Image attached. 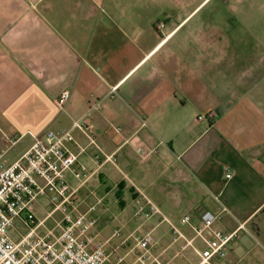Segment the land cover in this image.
Masks as SVG:
<instances>
[{"label": "crops", "instance_id": "crops-1", "mask_svg": "<svg viewBox=\"0 0 264 264\" xmlns=\"http://www.w3.org/2000/svg\"><path fill=\"white\" fill-rule=\"evenodd\" d=\"M75 119L93 142L74 129L72 168L85 169L67 180L98 233L108 205L125 220L127 205L150 203L162 214L151 230L171 235L163 264H199L196 229L221 213L213 227L235 234L211 264H264V0H0L5 162ZM27 231L17 218L10 235Z\"/></svg>", "mask_w": 264, "mask_h": 264}, {"label": "built area", "instance_id": "built-area-1", "mask_svg": "<svg viewBox=\"0 0 264 264\" xmlns=\"http://www.w3.org/2000/svg\"><path fill=\"white\" fill-rule=\"evenodd\" d=\"M158 22L157 29L163 28ZM68 92L63 91L57 99L61 108ZM86 119H75L68 128H45L32 134L31 145L13 162L6 163L3 152L0 151V264H121L123 257L110 259V252L105 245L108 240H102L95 228V218L87 216V212L78 209L77 188L71 186L67 180V173L72 171L76 178H80L85 169L80 166L73 170L79 154L84 150L78 147L70 150L68 145L75 144L74 129L87 133ZM7 142L13 143L10 137ZM141 157H147L151 149L144 146L137 147ZM231 173L225 172V179ZM40 197H47L51 206L43 220L36 223L34 205ZM218 200V198L216 197ZM95 204L89 207L93 210ZM148 206L151 213L157 212L153 204ZM142 209V206L139 210ZM225 210V208H222ZM55 211L61 214L60 219L44 234L36 232V226L43 224L45 219ZM20 218L28 231L19 239H13L10 231L15 219ZM184 219L189 221V216ZM221 213L207 212L203 215L197 234L203 237L205 248L198 252L199 264H211L215 257L223 258L227 254V247L235 232L224 233L214 228V223L220 221ZM210 231L205 237L204 232ZM119 234L115 229L111 236ZM139 254L134 262L125 264H151L150 248L154 245L151 231L140 237H135ZM157 264H163L157 262ZM237 264V263H232Z\"/></svg>", "mask_w": 264, "mask_h": 264}, {"label": "rangeland", "instance_id": "rangeland-1", "mask_svg": "<svg viewBox=\"0 0 264 264\" xmlns=\"http://www.w3.org/2000/svg\"><path fill=\"white\" fill-rule=\"evenodd\" d=\"M40 204L34 209L35 216L37 218H42L46 211L50 210L51 206L48 202L47 197H40ZM142 206V209L139 208ZM110 210L113 212L112 215H106L104 218V223L101 224V228L105 226L104 230H99V236L102 240H108L105 247L108 252H110V259L115 260V258L122 256L123 261L121 264L134 262L139 254V250L136 247L135 237H140L145 234L147 231H151V235L154 238V245L150 248V253L152 258L158 259L160 262V258L168 254V258L172 257L171 251L163 254V249L167 246L168 242L171 241V235L168 236H160L152 231L151 228L154 226L156 219L162 217V214L155 212L151 213L145 209V205L136 203L127 205V217L126 219H122L121 216L118 219H114V215L120 210V205H108ZM61 214L58 211H55L50 218L46 219L45 222V232L46 230L52 228L54 226V220L60 219ZM121 222H126V229L120 228L119 234L116 236H111L114 231V228H119ZM96 228H99V223L95 224ZM17 228L22 230V226L17 224ZM135 231V232H133ZM132 233V234H131ZM154 263V262H153ZM165 263V262H162ZM139 264V263H138ZM168 264H174L172 262H168Z\"/></svg>", "mask_w": 264, "mask_h": 264}, {"label": "trees", "instance_id": "trees-1", "mask_svg": "<svg viewBox=\"0 0 264 264\" xmlns=\"http://www.w3.org/2000/svg\"><path fill=\"white\" fill-rule=\"evenodd\" d=\"M260 213L263 215L264 217V206L260 209Z\"/></svg>", "mask_w": 264, "mask_h": 264}]
</instances>
